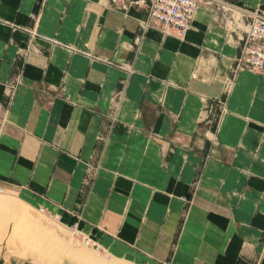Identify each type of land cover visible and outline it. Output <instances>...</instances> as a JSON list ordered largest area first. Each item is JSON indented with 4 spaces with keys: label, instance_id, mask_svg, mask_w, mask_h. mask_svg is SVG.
<instances>
[{
    "label": "crops",
    "instance_id": "obj_1",
    "mask_svg": "<svg viewBox=\"0 0 264 264\" xmlns=\"http://www.w3.org/2000/svg\"><path fill=\"white\" fill-rule=\"evenodd\" d=\"M226 9L178 35L107 0H0L1 189L113 261L264 264V67L233 69Z\"/></svg>",
    "mask_w": 264,
    "mask_h": 264
},
{
    "label": "rangeland",
    "instance_id": "obj_2",
    "mask_svg": "<svg viewBox=\"0 0 264 264\" xmlns=\"http://www.w3.org/2000/svg\"><path fill=\"white\" fill-rule=\"evenodd\" d=\"M226 11L219 13L214 20L228 29L229 38L234 35L237 39L244 29L241 14L234 9ZM141 28L138 31H145L147 26ZM227 95L228 90L222 95L223 104ZM223 104L217 115L218 122L225 111ZM194 185L195 181L190 186ZM185 219L186 208L180 213V223L170 244L172 250L176 246L177 233ZM261 234L264 244V227ZM84 236L85 238L82 234L73 232L68 225L61 226L42 208L19 197L15 190H0V263L3 260H28L31 264H82L83 261H86L83 264H129L122 260L113 261L99 243L92 242L87 234ZM88 252L91 254H86ZM162 264L169 263L162 261Z\"/></svg>",
    "mask_w": 264,
    "mask_h": 264
},
{
    "label": "built area",
    "instance_id": "obj_3",
    "mask_svg": "<svg viewBox=\"0 0 264 264\" xmlns=\"http://www.w3.org/2000/svg\"><path fill=\"white\" fill-rule=\"evenodd\" d=\"M114 9L127 11L129 7L143 10L142 26H158L163 32L178 35L190 27L193 13L200 2L215 3L222 8H239L244 29L237 37L238 53L234 56L233 69L260 71L264 67V6L247 7L223 0H107ZM1 190V187H0ZM73 232L77 230L71 228ZM82 237L85 238L84 235Z\"/></svg>",
    "mask_w": 264,
    "mask_h": 264
}]
</instances>
